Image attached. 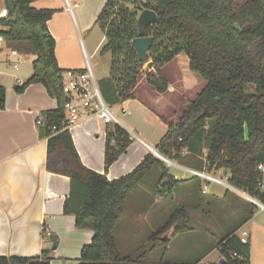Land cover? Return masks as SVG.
<instances>
[{"label":"trees","instance_id":"16d2710c","mask_svg":"<svg viewBox=\"0 0 264 264\" xmlns=\"http://www.w3.org/2000/svg\"><path fill=\"white\" fill-rule=\"evenodd\" d=\"M3 3L9 19L1 23L0 36L14 45L27 43L35 56L32 75L17 93L41 84L56 101V109L41 113L40 138L47 140L46 170L71 180L64 213L74 215L75 228L93 232L90 244L80 251L79 264H149L148 257L166 245L161 242L164 235L190 230L188 212L185 207L175 209L148 235L149 249L129 255L120 251L116 239L127 200L152 174L158 178V193H170L182 181L151 153L126 175L108 180V168L131 143L119 124L106 134L104 172L86 168L70 133L59 126L66 97L64 70L58 67L56 42L48 30L54 12L32 8V0ZM145 9L152 10L157 21L144 30L152 44L143 62L131 42L138 37L137 17ZM95 22L104 35L100 53L111 55L108 80L117 102L134 98L141 79L157 93H166L168 80L161 68L178 55H186L189 70L206 86L175 121L162 118L167 131L155 151L188 169H223L229 173L231 187L264 205V171L257 170L264 165V0H107ZM248 84L254 86L252 93L246 91ZM4 100L5 89L0 87V109ZM205 110L208 116L201 115ZM51 242L55 245L57 240ZM217 247L225 264H250V247L234 232ZM50 253L43 249L35 257L0 255V264H49Z\"/></svg>","mask_w":264,"mask_h":264},{"label":"crops","instance_id":"0c3cea01","mask_svg":"<svg viewBox=\"0 0 264 264\" xmlns=\"http://www.w3.org/2000/svg\"><path fill=\"white\" fill-rule=\"evenodd\" d=\"M78 1H81V5H78ZM106 1L77 0L76 2L74 0L75 13L69 0H32V8L54 12L48 21V30L56 42L55 55L61 70L85 68V62L88 61L89 56L82 41V33L87 32L90 24L96 21ZM89 4L93 6L94 17L87 22L84 18V8ZM68 5H71V8ZM3 7V0H0V10ZM58 18L61 19L57 21ZM95 21L94 24H96ZM63 23L70 27L68 36L60 30ZM6 43L5 40L0 43V52ZM74 51L77 53L76 58L73 55ZM34 60L35 56L31 63H28L16 75L9 73L0 61V87L5 89L4 106L0 109V255L35 257L40 255L43 249H50L49 264H79L80 251L83 246L90 244L93 232L75 228L74 215L64 213V205L70 196L71 180L67 176L46 170L47 140L40 138L41 126L36 125L38 115L56 109V101L48 95L41 84H32L22 93L16 91L32 75ZM188 62L186 57L185 65ZM183 78L180 77L176 82L181 93L186 87L181 81ZM108 79L109 69L98 86L101 95L110 107L119 105L116 109V113H119L121 118L119 125L126 130L131 139L125 153L106 172V178L114 180L134 169L145 155L152 154V150H155L167 131V125L162 118L175 121L179 113L174 112L169 103H165L166 95L177 93L176 87L169 82L168 91L159 94L141 79L134 90V98L117 102L114 89ZM139 87H141L140 95H136ZM122 109L124 113H120ZM112 126L113 124H103L95 116H83L79 124L68 130L81 163L100 174L104 172L106 134ZM174 169L176 172L198 179L200 195L212 200V204L208 202L206 204L209 208L212 206L211 221L208 220V241L205 238L203 239L205 241L199 242L193 231L173 237L169 235V232L161 238V242L166 245L154 252L160 251L161 257L151 260L149 264H225V262H219L223 258L219 256L217 244L224 236L232 232L238 238L242 237L243 232L247 234L246 239L250 247L249 259L250 264H253L251 263L253 247L251 246L258 238V231H264L263 220H259L261 216H264V209L255 205L242 191L231 187L229 182L219 184L195 177L187 172L188 168L176 162ZM168 170L170 173V168ZM200 172L222 181L221 174H223V177L229 180V174L227 176L223 169L205 168ZM170 174L182 181L176 188L189 185L184 184L183 179ZM157 182V175L152 174L149 177L150 187L157 188ZM204 188L206 190L203 193ZM183 193H185L184 190H180L178 194L181 197ZM155 195L159 196L157 202L161 204V207L158 209L162 211L165 206L167 208V201L176 195V190L173 189L170 193L157 192ZM191 197L185 201L186 204ZM153 201L156 202L155 198L149 199L145 205L136 208L134 218L130 221L131 235H137L135 231L138 227L153 226V224L157 226L155 222L158 219V209H155ZM71 203L69 208L73 209L75 201ZM190 203L193 205L195 201ZM220 203H227L229 211L220 213L218 209ZM188 215L189 224H191L193 217L189 213ZM206 215V213L200 214V218ZM43 230L50 232L49 238L44 239ZM189 236H192L196 242H191L192 248L187 250L191 257H186L187 252L184 248L185 243L189 242L187 240ZM53 238L57 240L55 245L51 242Z\"/></svg>","mask_w":264,"mask_h":264},{"label":"rangeland","instance_id":"374dc122","mask_svg":"<svg viewBox=\"0 0 264 264\" xmlns=\"http://www.w3.org/2000/svg\"><path fill=\"white\" fill-rule=\"evenodd\" d=\"M53 1V0H50ZM142 2H145V0H140ZM70 4L72 5L73 12L76 13V7H73L74 0H69ZM77 2V0H76ZM75 2V3H76ZM78 5H81V1L77 2ZM84 18L87 20V22H90L94 17L93 12V6L91 4L86 5L84 8ZM61 18H58L60 20ZM56 21V23H57ZM95 21V20H94ZM94 21L90 24V27L88 28L87 32L82 33V41L84 44V47L86 49V52L89 56L88 64L91 67L93 74L95 76V79L97 81L98 86L100 85V82L105 77V73L110 67V60L111 55L110 53L101 54L100 50L103 46V32L98 27V25L94 24ZM62 33L67 34L70 31V27L63 23L60 28ZM71 39V38H70ZM62 44H64L62 42ZM0 52L1 57L0 61L3 64V66L8 70L9 73L17 74L18 71H20L22 68L26 67L28 63H31V61L34 59L33 53L30 52L29 45L27 43L25 44H19L14 45L11 43H6V45L3 47ZM11 50H14L17 52V55L15 57L10 56ZM76 51L73 52V55L75 58L77 57ZM20 59V62H17V59ZM186 55L181 54L177 59H174L173 61L165 64L161 68V72L165 76V78L168 80L169 83H171L174 87H176L177 93L176 94H170L166 95L165 97V103L170 105V108L176 112L177 114L180 113L185 106L189 103V101L193 100L196 95L206 86V82H204L203 79L200 78V76L196 73H193L189 70L188 64L185 65ZM13 63L17 64V69L13 68ZM181 79V81L184 83L183 86H186L184 89V92H179V89L177 88V79ZM193 84H192V83ZM140 89L138 88L136 91V95H140ZM254 90L253 85H247L246 91L248 93H252ZM113 95V92L111 90V96ZM119 107V105L111 106L113 113L116 114V117L120 120V114L116 113V109ZM177 119V116H176ZM155 156V155H154ZM165 165L170 168V173L174 174L177 178H181L185 181L184 184L189 185H182L180 188H174V191L176 190V195L167 201V208L164 207V210H160L158 208L161 207V204H159V196H156L153 194H156L157 191H159L161 188L157 187H150L149 179H145V181L136 187L135 191L131 194L130 198L127 200L126 203V209L122 216V222L119 226L117 232H116V239L118 242V246L120 248V251L125 254L129 255H136L140 252L147 251L149 249V245L147 243V237L150 233L154 232L158 226L162 225L167 217L178 207H185L187 212L192 215L193 219L189 227L191 228L189 231H193L195 236L197 235V239L200 241H205L203 239L206 238L209 231H208V220L211 221L212 217V206L209 208L207 207V202L212 204V200H209L206 197H203L200 195L199 190V180L196 178L190 177L188 174H181L179 172H176L174 169L175 162L172 160H168V162H165ZM226 175L228 176V172L226 171ZM221 177L223 178V181L225 184H228L227 177H223V174H221ZM188 189H185L187 188ZM167 190L164 189V191ZM180 190H184L185 193H183L180 197ZM188 190H191L190 192ZM210 194V193H209ZM193 195V197H191ZM211 195V194H210ZM191 197V200L188 202V204L185 203V201L188 200V198ZM201 199L199 200L198 198ZM155 198L156 202L153 201L155 209H158L157 212V220L156 224H153V226H141L138 227V229L135 231V234L137 235H131L132 233V226H131V219L134 218V215L136 213V208H139L138 206L145 205L149 199ZM197 198V199H196ZM184 201V202H182ZM191 201H195V204L192 205L190 203ZM190 203V204H189ZM158 206V207H157ZM218 209L220 210V213H225L229 211V205L227 203H220L218 204ZM140 212V211H139ZM141 213V212H140ZM206 213V216H203L204 218H200V214ZM196 218V219H195ZM263 220L264 224V216H261L259 220ZM154 222V221H153ZM212 227V226H210ZM257 230V229H256ZM258 238L253 242H251V247H253V259L251 260L253 264H264V231H258ZM225 237V236H224ZM194 238L192 236L187 237V240L189 242L185 243L184 250L187 252L190 248H192L193 241L196 242V240H193ZM161 257V252L158 251L156 253H152L148 257V261H151L156 258ZM186 257H191L190 253L188 255V252L186 253Z\"/></svg>","mask_w":264,"mask_h":264},{"label":"built area","instance_id":"2783aa9c","mask_svg":"<svg viewBox=\"0 0 264 264\" xmlns=\"http://www.w3.org/2000/svg\"><path fill=\"white\" fill-rule=\"evenodd\" d=\"M68 7L71 8V5H68ZM8 19V11L3 7L0 10V26L1 23L8 21ZM1 42H4V39L0 36V43ZM16 55L17 52L11 50L10 56L15 57ZM16 61L20 62V59L18 58ZM13 68H17L16 63H13ZM61 79L63 92L66 97V101L64 102L63 106L64 117L60 121L59 125L62 130H69L71 127L79 124L83 116H95L105 125L119 124V119L116 117V114L113 113L110 106L104 101L93 71L87 60L83 70H65L61 75ZM120 113H124V110L122 109ZM43 120V115H38L36 119V125L42 126ZM160 157L163 159V162H168V160L161 155ZM257 170L263 172L264 165H259ZM187 172L195 177L203 178L205 180L213 181L219 184H224L222 180L211 177L200 171L188 169ZM259 185L262 186V182H260ZM205 190L206 188H204L202 192L204 193ZM250 200L261 209H264V205L258 203L252 198H250ZM42 234L46 238L50 237L51 235L48 230H43ZM246 236L247 234L243 232L242 237L239 238L242 244H247Z\"/></svg>","mask_w":264,"mask_h":264},{"label":"water","instance_id":"95a60500","mask_svg":"<svg viewBox=\"0 0 264 264\" xmlns=\"http://www.w3.org/2000/svg\"><path fill=\"white\" fill-rule=\"evenodd\" d=\"M156 21V14L148 9L142 10L137 17L138 37L132 40L131 45L136 50L139 59L143 62L146 60V53L152 44V38L144 37V30L148 25L155 24ZM201 115L208 116V113L205 110ZM152 154L163 160L155 150H152ZM219 262L223 263L224 260L221 259Z\"/></svg>","mask_w":264,"mask_h":264}]
</instances>
